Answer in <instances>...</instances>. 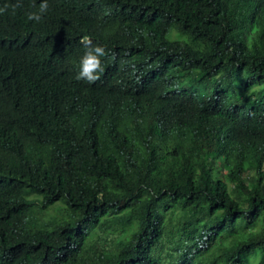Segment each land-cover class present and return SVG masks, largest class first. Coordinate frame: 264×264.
Masks as SVG:
<instances>
[{
  "label": "trees",
  "instance_id": "obj_1",
  "mask_svg": "<svg viewBox=\"0 0 264 264\" xmlns=\"http://www.w3.org/2000/svg\"><path fill=\"white\" fill-rule=\"evenodd\" d=\"M30 10L0 15V264H264V0ZM85 34L105 80L190 103L217 150L181 120L58 124L41 88Z\"/></svg>",
  "mask_w": 264,
  "mask_h": 264
},
{
  "label": "clouds",
  "instance_id": "obj_2",
  "mask_svg": "<svg viewBox=\"0 0 264 264\" xmlns=\"http://www.w3.org/2000/svg\"><path fill=\"white\" fill-rule=\"evenodd\" d=\"M32 4L35 10L27 11L26 19L39 23L49 11V0H38V3L37 0H32ZM21 6L22 0H0V15L9 9L14 14ZM80 39L77 47L65 53V60L58 70V78L52 76L45 81V89L41 88L44 97H47L48 90L49 98L59 103L64 101L65 107L72 110V115L68 118H56L58 124L87 129L100 119H108L120 125L161 124L181 120L184 126L197 128L201 146L217 150L208 134V118L194 112L190 103L170 97L171 93L167 91L156 97L149 96L144 101L146 91H131L121 75L105 80L102 75L105 71L102 58L107 55L106 46L93 43L88 34ZM65 80H70L79 87L63 83ZM20 90L23 91L24 88ZM74 98L77 100L74 101Z\"/></svg>",
  "mask_w": 264,
  "mask_h": 264
}]
</instances>
